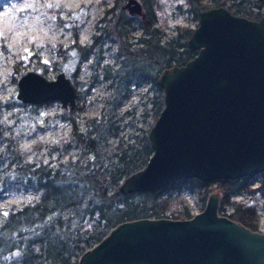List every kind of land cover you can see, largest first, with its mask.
Instances as JSON below:
<instances>
[{"label":"water","instance_id":"1","mask_svg":"<svg viewBox=\"0 0 264 264\" xmlns=\"http://www.w3.org/2000/svg\"><path fill=\"white\" fill-rule=\"evenodd\" d=\"M141 14L138 0H125ZM195 53L159 71L162 106L146 137L144 165L118 184L122 193L156 192L178 179H233L264 169V15L249 19L223 6H206L187 37ZM78 88L62 71L47 79L26 70L15 98L56 99L71 108ZM209 191L188 218L138 217L113 225L82 251L76 264H264V231L217 212Z\"/></svg>","mask_w":264,"mask_h":264},{"label":"trees","instance_id":"2","mask_svg":"<svg viewBox=\"0 0 264 264\" xmlns=\"http://www.w3.org/2000/svg\"><path fill=\"white\" fill-rule=\"evenodd\" d=\"M125 0H112L109 7L93 25L87 45L77 42V26L71 30L73 43L66 46L80 62L99 56L102 40L108 37L114 41V54L119 59L118 67L105 68L102 76L107 80L109 108H114L116 99L128 91L130 82L147 83L141 94L142 113L152 110L158 114L162 106V90L156 84V76L163 68L180 65L193 56L194 49L186 44L192 27L175 25L174 34L163 39L164 20L159 17L158 0H139L141 14L136 16L126 12L122 4ZM193 21L199 11L206 7L201 0H184ZM212 6H223L235 15L257 19L264 15V0H211ZM139 29V34L134 31ZM62 54V52H59ZM124 64L127 68L123 69ZM26 66V65H25ZM25 66L20 62L13 64V72L20 74ZM36 67L41 73L45 65L37 59ZM69 80L75 87L88 92L90 83ZM18 100V99H17ZM12 98L0 99L1 109L20 106L22 103ZM19 111L13 112V121L4 125L0 121V181L1 189L9 182L25 177L24 182L37 196L28 204L9 209L0 224V264H76L79 254L97 242L116 223L138 217L188 218L193 213L183 197H170L168 194L159 199L166 189H187L193 193L197 210L202 209L206 196L213 184L219 193L217 212L241 223L250 230H257L258 216L253 205L237 203L230 199L235 192H253L248 186L247 176L233 179L201 181L194 177L178 179L156 192L133 191L122 193L118 190V179L141 168L151 152L146 134L136 141L131 140L115 156L112 168L103 164L82 170L72 159L52 162L24 163L6 161L16 148L13 143L16 135ZM103 125L98 119L91 118L83 131L72 133L78 143L100 137ZM91 136V137H90ZM90 145H92L90 143ZM67 143L63 145L65 149ZM7 179V182L4 181ZM257 188L263 195L264 169L259 173ZM174 199V202H171ZM172 205L169 207L168 205ZM230 207L229 212L225 208Z\"/></svg>","mask_w":264,"mask_h":264},{"label":"rangeland","instance_id":"3","mask_svg":"<svg viewBox=\"0 0 264 264\" xmlns=\"http://www.w3.org/2000/svg\"><path fill=\"white\" fill-rule=\"evenodd\" d=\"M158 1L159 17L164 20L163 39L167 40L174 34L175 25L192 28L196 25L184 0ZM201 1L212 6L211 0ZM111 4L112 0H0V99L17 100L16 80L26 70H34L47 79L62 71L68 78L74 76L75 80L91 82L88 92L77 87L75 103L71 108L53 99L35 104L20 102V106L1 109L0 121L4 125L11 124L13 112L17 110L20 113L19 125L13 128L15 134L11 133V136L16 135L13 141L16 148L6 161L22 166L37 161L55 164L58 160L72 159L77 161L83 171L98 164L112 168L116 160L114 154L127 142L136 141L147 133L156 117L152 110L142 113V107L149 106L140 105L143 100L141 94L147 88V83L130 82L128 91L116 99L114 108L108 109L107 80L102 73L105 68L111 70L119 65V59L114 54V41L103 38L99 56L93 59V68L91 57L79 62L72 51L65 49L73 43L70 29L77 25V42L87 45L94 22L101 17L103 9ZM138 34L139 29L134 31L135 36ZM37 59L44 63L45 72L41 73L36 67ZM15 62L26 65L20 74L13 72ZM126 68L127 64H124L123 69ZM91 118L98 119L103 125L102 134L90 142L92 145L88 140L78 143L72 127L77 132L83 131ZM1 150L3 145H0ZM2 177L3 173H0V181ZM123 178L118 179V184ZM24 179L22 177L8 182L2 189L0 187V224L9 209L28 204L37 196L38 191L33 190ZM4 181L7 182V179ZM247 181L254 191L235 192L230 199L253 205L258 216L257 230L264 231L263 195L257 188L259 174L247 176ZM209 186L211 191L217 190L213 184ZM165 194L183 197L192 213L198 211L195 197L189 190L168 188L157 199ZM224 211L229 212L230 207Z\"/></svg>","mask_w":264,"mask_h":264}]
</instances>
